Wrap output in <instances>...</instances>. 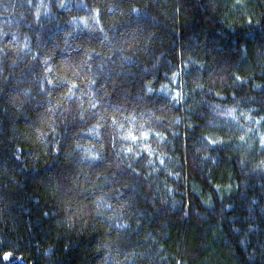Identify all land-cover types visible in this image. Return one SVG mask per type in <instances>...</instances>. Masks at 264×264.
Returning <instances> with one entry per match:
<instances>
[{
  "label": "trees",
  "instance_id": "1",
  "mask_svg": "<svg viewBox=\"0 0 264 264\" xmlns=\"http://www.w3.org/2000/svg\"><path fill=\"white\" fill-rule=\"evenodd\" d=\"M0 264H264V0H0Z\"/></svg>",
  "mask_w": 264,
  "mask_h": 264
},
{
  "label": "snow or ice",
  "instance_id": "2",
  "mask_svg": "<svg viewBox=\"0 0 264 264\" xmlns=\"http://www.w3.org/2000/svg\"><path fill=\"white\" fill-rule=\"evenodd\" d=\"M131 138H132L133 140H135V139H136V137H135V136H132ZM5 259H7V257H5Z\"/></svg>",
  "mask_w": 264,
  "mask_h": 264
}]
</instances>
